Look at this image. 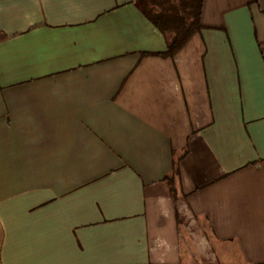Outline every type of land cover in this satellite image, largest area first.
<instances>
[{
  "label": "crops",
  "instance_id": "1",
  "mask_svg": "<svg viewBox=\"0 0 264 264\" xmlns=\"http://www.w3.org/2000/svg\"><path fill=\"white\" fill-rule=\"evenodd\" d=\"M159 3L0 0V264H264V0Z\"/></svg>",
  "mask_w": 264,
  "mask_h": 264
},
{
  "label": "trees",
  "instance_id": "2",
  "mask_svg": "<svg viewBox=\"0 0 264 264\" xmlns=\"http://www.w3.org/2000/svg\"><path fill=\"white\" fill-rule=\"evenodd\" d=\"M160 1V0H156ZM204 0H161L159 14L149 13L147 17L163 32L172 33L167 40L164 56H173L186 44L191 35L200 28V16ZM171 186L173 180H170Z\"/></svg>",
  "mask_w": 264,
  "mask_h": 264
},
{
  "label": "rangeland",
  "instance_id": "3",
  "mask_svg": "<svg viewBox=\"0 0 264 264\" xmlns=\"http://www.w3.org/2000/svg\"><path fill=\"white\" fill-rule=\"evenodd\" d=\"M178 209H179L180 216L183 220V223H185L186 225H189L190 228L197 226L195 218L188 208L185 209V208H180L178 206Z\"/></svg>",
  "mask_w": 264,
  "mask_h": 264
},
{
  "label": "built area",
  "instance_id": "4",
  "mask_svg": "<svg viewBox=\"0 0 264 264\" xmlns=\"http://www.w3.org/2000/svg\"><path fill=\"white\" fill-rule=\"evenodd\" d=\"M179 207H180V208H185V209H187V206L184 205V204H180Z\"/></svg>",
  "mask_w": 264,
  "mask_h": 264
}]
</instances>
